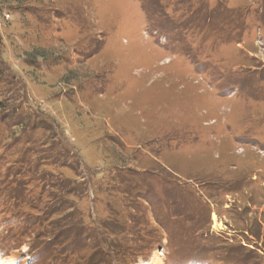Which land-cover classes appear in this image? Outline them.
I'll use <instances>...</instances> for the list:
<instances>
[{"label": "rangeland", "instance_id": "374dc122", "mask_svg": "<svg viewBox=\"0 0 264 264\" xmlns=\"http://www.w3.org/2000/svg\"><path fill=\"white\" fill-rule=\"evenodd\" d=\"M114 263L264 264V0H0V264Z\"/></svg>", "mask_w": 264, "mask_h": 264}, {"label": "trees", "instance_id": "16d2710c", "mask_svg": "<svg viewBox=\"0 0 264 264\" xmlns=\"http://www.w3.org/2000/svg\"><path fill=\"white\" fill-rule=\"evenodd\" d=\"M35 125V124H34ZM99 227H98V223H96V222H94V224H93V231H94V233L95 234H97L98 236H99V238H103L104 237V235H103V233L102 232H99V229H98ZM60 235V234H59ZM62 235V234H61ZM60 235V236H61ZM60 236H55L54 237V239H56L57 240V238H59ZM105 237H106V235H105ZM58 241H59V239H58ZM103 242H104V244H105V249L107 250L106 252L108 253V254H110V256H112V251L110 250V247H109V245H108V243H107V241H105V240H103ZM50 243H52V242H50ZM49 243V244H50ZM54 243V242H53ZM47 246H48V244H47ZM104 249V248H103ZM112 258V257H111ZM113 259V258H112ZM115 261V260H114ZM115 263H116V261H115ZM114 263V264H115Z\"/></svg>", "mask_w": 264, "mask_h": 264}]
</instances>
